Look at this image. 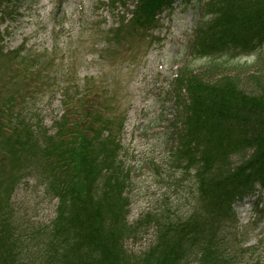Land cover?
<instances>
[{"label": "rangeland", "instance_id": "rangeland-1", "mask_svg": "<svg viewBox=\"0 0 264 264\" xmlns=\"http://www.w3.org/2000/svg\"><path fill=\"white\" fill-rule=\"evenodd\" d=\"M112 1L21 0L16 15L7 18L0 8V113L9 111V91L17 90L27 95L18 104V118L53 134L56 120L79 104L76 94L86 92L103 106L105 135L111 132L120 138L119 160L127 174L131 231L125 246L141 255L155 239L158 215L162 221L175 220L196 202L193 173L175 158L182 111L174 82L177 73L188 66L205 80L231 75L241 89L258 94L264 89V44L239 56L199 55L193 51L192 37L208 0H173L153 22L133 16L134 0L125 5ZM12 52L29 62L20 66L19 60L10 62L4 54ZM17 66L31 67L32 72L35 68L39 74L23 75ZM0 142L4 143L1 138ZM17 152L18 159L3 163L0 191L17 170L21 183L11 199L12 230L23 252L22 264H32L25 250L35 251L48 232L58 198L47 191L37 170L25 174L20 169L27 153ZM263 198L258 190L250 192L236 203V215L225 225L224 245L237 254L235 264H264V219L254 209L257 203L262 206ZM189 264L198 261L191 259Z\"/></svg>", "mask_w": 264, "mask_h": 264}, {"label": "trees", "instance_id": "trees-1", "mask_svg": "<svg viewBox=\"0 0 264 264\" xmlns=\"http://www.w3.org/2000/svg\"><path fill=\"white\" fill-rule=\"evenodd\" d=\"M19 1L0 0L3 16H15ZM125 1L112 2L125 5ZM134 3L133 16L153 22L173 0ZM121 28L122 22L116 30ZM195 31L192 45L199 55L252 53L264 44V0H208ZM4 55L10 62L21 61L16 62L18 66L29 62L19 52ZM18 66L23 75L39 74L35 68L32 72L31 67ZM204 78L186 66L174 81L182 109L175 158L193 173L196 202L187 215L175 220L162 221L158 215L155 239L141 255L125 246L131 228L125 195L127 174L118 154L120 140L111 132L105 135L103 114L95 104L82 102L78 117L70 119L65 114L51 134L18 118L16 107L27 95L9 91V111L0 113V138L4 141L0 142V178L5 172L4 161L13 162L18 159L17 151L23 150L26 165L20 169L25 174L37 170L36 175L47 183V191L58 198L56 217L48 232L35 251L25 250L30 263L189 264L196 259L198 264H235L237 254L224 245L225 225L235 214L237 200L255 186L264 191V89L249 94L231 75ZM237 155L242 159L234 163ZM16 172L0 191V264H22L23 252L12 230L11 199L21 183Z\"/></svg>", "mask_w": 264, "mask_h": 264}]
</instances>
